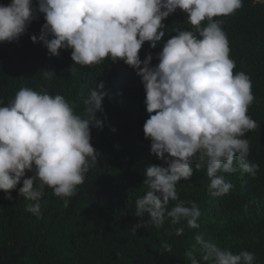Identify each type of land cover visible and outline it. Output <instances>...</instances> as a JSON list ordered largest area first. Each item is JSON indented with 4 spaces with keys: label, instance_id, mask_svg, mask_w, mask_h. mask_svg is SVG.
I'll list each match as a JSON object with an SVG mask.
<instances>
[{
    "label": "clouds",
    "instance_id": "clouds-1",
    "mask_svg": "<svg viewBox=\"0 0 264 264\" xmlns=\"http://www.w3.org/2000/svg\"><path fill=\"white\" fill-rule=\"evenodd\" d=\"M241 7L243 0H37L35 6L33 0H11L0 4V43L17 42L37 14L43 13L39 37L30 39L43 42L53 57L61 49H71L72 74L75 65L90 66L107 59L123 61L141 78L149 114L144 137L151 142L150 154L167 166L147 167L143 180L147 191L135 200V215L148 219L136 224L134 231L148 225L161 228L168 218L172 225L186 221L188 228L198 229L201 212L194 201L186 206L179 200L176 185L190 180L194 170L205 164L213 197L233 188L218 173L240 171L254 177L259 170L258 164L247 159L250 143L244 138L258 127L247 114L254 100L251 79L242 71L234 74L227 35L221 22L213 19L232 15ZM177 9L187 14L193 30L174 29L177 34L163 42L156 54L158 64L152 65V53L141 60L142 45L149 42L150 48H157L166 35L162 21ZM205 20L207 25L201 27ZM104 89L101 81L83 99L86 118L64 96L46 90L24 87L6 106L0 101V191L5 199H13L11 190L23 178L18 193L33 202L26 211L38 218L42 215L45 187L68 206L65 198L75 194L97 163L99 153L90 143V126L103 129L96 113L106 119ZM26 172L32 175L25 178ZM170 201L179 202L169 209ZM175 231L182 235L184 228ZM194 239L205 262L255 264L250 251L234 254L203 234ZM162 247L171 251L170 244ZM186 255L191 264H200L191 250Z\"/></svg>",
    "mask_w": 264,
    "mask_h": 264
},
{
    "label": "trees",
    "instance_id": "trees-1",
    "mask_svg": "<svg viewBox=\"0 0 264 264\" xmlns=\"http://www.w3.org/2000/svg\"><path fill=\"white\" fill-rule=\"evenodd\" d=\"M10 2L0 0L3 5ZM36 2L33 0L34 6ZM37 15L17 42L0 43V101L6 106L24 87L46 90L64 96L86 118L83 99L103 81L108 93L102 101L106 119L97 112L103 129L90 126V143L99 153L97 163L75 194L65 198L67 207L45 187L42 215L38 218L26 211L33 202L18 193L23 178L11 190L12 200L0 191V264H191L186 255L190 250L200 264H211L202 260L203 251L194 239L197 234L234 254L250 251L255 254V264H264V0H243V7L234 14L213 18L221 22L227 35L229 56L236 65L234 74L242 71L251 79L254 100L247 114L258 127L244 138L250 143L247 159L258 164L259 170L254 177L240 171L218 173L233 185L221 197L208 191L206 164L194 170L190 180H181L176 185L179 200L186 206L189 201L198 206V229L188 228L186 221L172 225L168 218L161 228L148 225L134 231L136 224L148 219L135 215V200L147 191L143 184L147 167L167 166L150 154L151 142L144 137L149 114L141 78L123 61L107 59L90 66L75 65L72 74L71 49H61L53 57L43 42L30 39L39 37L45 23L44 14ZM162 23L166 35L157 48L145 42L139 52L141 60L152 53L153 66L159 63L156 54L163 42L177 34L174 29L193 30L180 9ZM207 23L205 20L201 27ZM31 175L26 172L25 178ZM178 202L170 201L169 209ZM178 227L184 228L182 235H176ZM164 243L171 245L170 252L164 250Z\"/></svg>",
    "mask_w": 264,
    "mask_h": 264
}]
</instances>
